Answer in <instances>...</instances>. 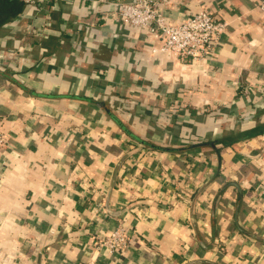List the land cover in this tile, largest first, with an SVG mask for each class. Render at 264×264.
I'll list each match as a JSON object with an SVG mask.
<instances>
[{
  "label": "crops",
  "instance_id": "crops-1",
  "mask_svg": "<svg viewBox=\"0 0 264 264\" xmlns=\"http://www.w3.org/2000/svg\"><path fill=\"white\" fill-rule=\"evenodd\" d=\"M17 1L0 22V264H264V132L218 142L264 125V0H170L171 22H225L199 61L151 52L116 15L127 0ZM119 223L125 250H97Z\"/></svg>",
  "mask_w": 264,
  "mask_h": 264
},
{
  "label": "built area",
  "instance_id": "built-area-1",
  "mask_svg": "<svg viewBox=\"0 0 264 264\" xmlns=\"http://www.w3.org/2000/svg\"><path fill=\"white\" fill-rule=\"evenodd\" d=\"M31 5L35 0H20ZM170 0H127L117 3L116 15L125 24L133 27L144 28L159 40L158 45L151 47V52L171 53L180 60L199 61L206 58L216 47L220 34L225 27V22L220 20L206 8L183 14L179 22L168 20L165 9ZM264 9V2L260 3ZM42 25L36 30L41 34ZM21 49V48H20ZM6 138L0 134V144ZM95 210L104 212L101 203L95 204ZM129 228L118 224L110 229L107 234L99 237L95 248H106L111 252L122 253L130 241ZM84 264H101L97 258H90Z\"/></svg>",
  "mask_w": 264,
  "mask_h": 264
},
{
  "label": "trees",
  "instance_id": "trees-1",
  "mask_svg": "<svg viewBox=\"0 0 264 264\" xmlns=\"http://www.w3.org/2000/svg\"><path fill=\"white\" fill-rule=\"evenodd\" d=\"M9 6L7 7V4L5 3V0H0V22L4 19V17H7L9 15H14L16 12H18L19 5L17 0H8ZM264 132V125L256 126L250 130L237 133L235 135H230L227 137H224L220 139L218 142L222 145H228L230 143H233L236 140L244 139L256 134H260ZM217 142V141H216ZM200 145H203L202 142H193L189 144L186 149H193L195 147H198Z\"/></svg>",
  "mask_w": 264,
  "mask_h": 264
}]
</instances>
